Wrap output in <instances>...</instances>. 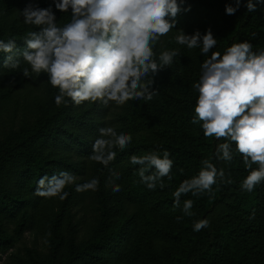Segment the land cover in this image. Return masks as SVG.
Instances as JSON below:
<instances>
[{
    "label": "trees",
    "instance_id": "trees-1",
    "mask_svg": "<svg viewBox=\"0 0 264 264\" xmlns=\"http://www.w3.org/2000/svg\"><path fill=\"white\" fill-rule=\"evenodd\" d=\"M18 1L0 0V40L14 39L17 48L22 50L27 33L38 29L15 18L10 23L6 21V16ZM35 1L40 8L52 6L58 24L70 20V9L64 13L55 9L52 0ZM252 2L255 4L256 0ZM226 4L235 6L234 0H184L181 12L175 17L176 26L171 31L192 28L193 32L198 30L203 35L211 29L217 40L212 51L221 54L233 43L244 41L253 45L254 52L264 50V3L256 4V10L249 12L246 0H241L234 15L225 13ZM157 47L156 42L153 46L155 53L158 52ZM173 49L178 50L180 55L154 78L152 87L157 89V94L150 101L128 102L121 115L126 128L143 130L148 125V133L132 137L123 151L115 148V160L107 167L90 158L87 159L88 164L83 161L73 164L60 154V150L67 151L76 146L80 156L90 157L94 142L90 137L101 128L92 111L87 110L94 102L81 103L86 106L84 114H91V118L85 122L86 128L83 129L78 122L73 131L74 120L82 117L74 112L77 104L66 98V103L56 105L54 98L58 89L49 83L46 73H32L21 57H17L20 60L17 68H5L6 54L0 52V102L6 103L12 97L21 96L26 102L33 103L31 115L36 117L31 131L10 132L0 142V249L7 247L14 238L1 221L14 220L13 232H20L26 222H31L26 208L30 201H35L38 206L34 224L44 230L52 257L64 253L63 264L102 261L112 264H215L217 250L222 253L224 264H264V182L252 192L242 190L241 184L248 170L241 155L235 151V144L232 145L233 160L220 162L216 150L225 141L205 137L200 123H192L198 97L193 84L200 78L201 67L190 74L184 64L192 57L202 63L211 52L205 56L199 47L189 49L176 41L166 50ZM26 67H29L30 78L22 75ZM31 90L35 93L29 98L25 93ZM164 150L170 153L169 158L173 161L171 179L163 178L164 188L158 185L155 190H149L136 174L140 166L131 164L122 172L125 181L118 192V200L130 207L128 218L116 226L101 225L91 238L74 241L68 210L70 202L73 199L82 200L87 194L95 200L100 195L103 197L110 169L114 170L121 160H130L132 155L141 156L152 151L162 155ZM205 159H209L218 170L223 169L226 180L230 179L232 183L218 180L212 186V195H182L181 208H174L173 192L183 180L197 175ZM257 167L252 165L254 169ZM69 170L81 177L65 187L64 191L69 193L66 199L34 194L41 176L46 174L50 177ZM92 178L99 179L96 191L75 190L76 184ZM187 199L194 202L192 216L184 215L181 210L183 201ZM223 202L232 213L224 225L212 234L206 228L193 231L194 222L205 219L216 205ZM240 215L255 223L239 225ZM178 216L182 217L179 221ZM25 257L17 264H41L34 250L26 248Z\"/></svg>",
    "mask_w": 264,
    "mask_h": 264
},
{
    "label": "clouds",
    "instance_id": "clouds-1",
    "mask_svg": "<svg viewBox=\"0 0 264 264\" xmlns=\"http://www.w3.org/2000/svg\"><path fill=\"white\" fill-rule=\"evenodd\" d=\"M184 0H52L60 12L71 10L70 20L58 24L52 6L40 8L28 3L20 15L25 24L38 30L30 31L23 40L25 47L17 48L16 40H0V52L6 54L5 68H17L21 57L37 75L46 73L49 83L58 94L56 105L66 103V98L79 105L82 102H97L108 105L115 102L123 105L127 101H150L157 94L153 88L156 75L169 68L178 50H165L159 56L153 46L176 26L175 17L181 12ZM264 0H246L249 12L256 10V4ZM235 6L225 5V13L234 15L241 0H234ZM187 11L189 9H183ZM176 43L193 49L199 47L208 59L201 63V75L193 84L198 97L194 106L192 123H200L205 137L223 139L216 150V157L231 162L238 152L248 170L241 188L252 192L264 182V50L253 51L247 41L233 43L223 54L212 51L217 44L211 29L203 35L197 30L188 35L177 30ZM30 78L29 67L22 71ZM92 144L90 159L105 167L115 160V148L123 151L132 141L131 134L117 133L113 127H101ZM170 153L152 151L130 156V163L139 165L136 174L149 190L159 185L164 188L163 178L171 179L173 161ZM258 165L252 168V165ZM106 186L113 192L120 186L114 183L120 173L110 169ZM75 174L60 171L58 175H43L37 181L35 195L58 197L64 200L69 195L65 187L74 184ZM226 180L223 169L210 162L202 161L197 175L183 180L173 192V207L181 208V196L191 193L199 197L213 194V185ZM99 179L92 178L76 184L77 192L96 191ZM193 200L183 201L182 212L192 216ZM182 217H177V221ZM209 226L207 219L193 224V231Z\"/></svg>",
    "mask_w": 264,
    "mask_h": 264
},
{
    "label": "rangeland",
    "instance_id": "rangeland-1",
    "mask_svg": "<svg viewBox=\"0 0 264 264\" xmlns=\"http://www.w3.org/2000/svg\"><path fill=\"white\" fill-rule=\"evenodd\" d=\"M37 2L35 0H20L12 7L11 12L6 16V21L11 22L12 18L16 20L23 21V16L20 15V10H23L28 3ZM177 32V31H176ZM176 32L170 31L166 36H163L157 42L158 52L160 54L162 51L168 49L171 43H175ZM187 32L185 34H193L192 28L189 30H183ZM178 44V43H177ZM184 67L188 69L190 74L195 73L201 67V61L195 57L189 58L184 64ZM35 93V90H31L25 95L31 98L32 94ZM128 102L131 104L132 100L127 101L125 104L117 105L115 102H109L108 105H104L100 102L96 104L94 102L91 107L89 106L87 110L92 111V115L96 118L97 122H100V127H113L117 133L131 134L132 137L138 138L146 135L148 133V125L145 126V129H128L125 127L124 123L121 121V115L124 112L125 106ZM33 103L26 102L21 96H16L8 99L6 103L0 102V142L7 136L10 132L24 131L29 132L32 129V126L35 123L36 117H33L31 106ZM129 105V104H128ZM86 106L81 104L76 105L75 113H79L82 117H77L73 122V131L77 128V123L79 122L80 126L84 129L86 128L85 122L90 120L91 114H84L83 110ZM81 133V132H80ZM99 135V132L93 134L90 137L91 141H94ZM61 156L66 157L71 163L76 164L79 161H83L88 164L89 157L80 156L78 147L73 146V148L66 150H60ZM221 162V159H219ZM130 160L125 158L121 160L118 166L114 169L116 172L120 173V178L115 180L114 183L121 186L125 177L122 172H125V169L130 166ZM69 172L75 174L69 170ZM77 179L81 176L75 174ZM89 181V179H87ZM86 182V180H84ZM102 193L105 195L98 197L97 200L90 195H86L82 200L73 199V202H70L68 210L70 213V222L73 224V237L74 241L76 240H86L91 238L95 231H98V228L102 226H116L118 223L122 222L125 218H128L129 209L126 204L118 200V192H113L111 185L106 186ZM38 204L32 201L29 202V205L26 208L27 215L31 217V222H26L22 227L21 231L14 233L15 221L14 220H2V224L6 227L8 233H13V240L11 243L4 249H0V264H17L20 261L26 259L25 249L29 248L34 250L41 260V264H63V252L59 255L52 257L49 250V241L45 236L44 230H42L38 225L34 224L36 221L34 214L36 212ZM102 207L105 208L102 211ZM232 216L231 210L226 202L216 205L205 217L209 221V226L206 227V230L212 234L214 230L225 224L227 219ZM241 218L237 223L239 225H253L254 223L249 220L244 219L243 215H240ZM256 220H259V217H254ZM94 264H112L108 261H102ZM215 264H224V257L220 250H217L215 257Z\"/></svg>",
    "mask_w": 264,
    "mask_h": 264
}]
</instances>
